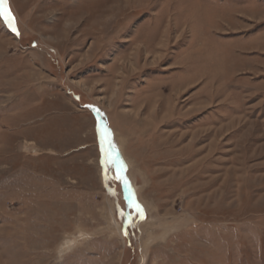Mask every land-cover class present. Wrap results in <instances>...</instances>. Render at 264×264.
<instances>
[{"label": "rangeland", "instance_id": "rangeland-1", "mask_svg": "<svg viewBox=\"0 0 264 264\" xmlns=\"http://www.w3.org/2000/svg\"><path fill=\"white\" fill-rule=\"evenodd\" d=\"M7 7L0 264H264V0Z\"/></svg>", "mask_w": 264, "mask_h": 264}, {"label": "snow or ice", "instance_id": "snow-or-ice-1", "mask_svg": "<svg viewBox=\"0 0 264 264\" xmlns=\"http://www.w3.org/2000/svg\"><path fill=\"white\" fill-rule=\"evenodd\" d=\"M8 0H0V16H3L8 26L19 35L18 29L15 27V17L11 14L10 9L7 7ZM98 116H101L99 109H94ZM98 128H100L99 136H100V145H101V164L104 170V179L106 181L111 180L113 182H119L124 189L127 191L130 201V207H133L136 215L140 219L145 218V212L142 205L136 200L135 193L131 189L130 181L126 176V166L119 159V154L117 152L116 156H112V150L114 149V144L111 140H107L108 150L106 151L104 148V144L106 142V137L108 135L106 127H103V117L101 116V120L98 122ZM115 169V172L111 177L109 176V172ZM110 191L113 195H115V190L110 188ZM131 216V214H129Z\"/></svg>", "mask_w": 264, "mask_h": 264}]
</instances>
